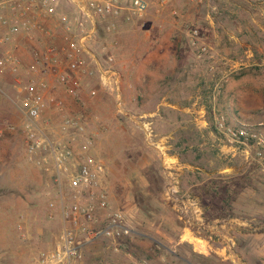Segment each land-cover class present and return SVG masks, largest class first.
I'll list each match as a JSON object with an SVG mask.
<instances>
[{"label":"rangeland","instance_id":"1","mask_svg":"<svg viewBox=\"0 0 264 264\" xmlns=\"http://www.w3.org/2000/svg\"><path fill=\"white\" fill-rule=\"evenodd\" d=\"M149 2L144 16L98 23L71 95L89 115L111 202L134 229L117 245H91L83 264H264V169L216 128L225 116L264 130V0ZM64 33L56 24L51 36L23 37L31 63L23 56L19 72L0 76V264H33L60 230L58 211L49 217L58 190L25 151L19 90L38 79L36 51L61 47ZM107 69L121 76L120 97L102 82ZM40 71L50 77L49 64ZM44 119L57 130L62 116ZM171 154L188 165L179 178Z\"/></svg>","mask_w":264,"mask_h":264},{"label":"built area","instance_id":"2","mask_svg":"<svg viewBox=\"0 0 264 264\" xmlns=\"http://www.w3.org/2000/svg\"><path fill=\"white\" fill-rule=\"evenodd\" d=\"M65 3L70 11L63 9ZM149 9V0H0V72L15 73L23 67L18 51L23 37L51 36L56 24L65 32L61 47L47 43L36 51L31 69L38 79L20 89L21 131L28 159L50 174L58 190V198L49 203V217L54 219V209L58 211L59 233L50 248L37 254L33 264H83L91 245L103 240L117 245L134 232L124 210L111 202L108 166L93 153L95 137L89 132L90 120L85 115L63 113L66 105L56 99L55 82L61 83L67 94L79 96L87 70L82 53L88 50L98 23L125 12L144 16ZM64 61L65 67L61 65ZM42 64H49L50 77L41 75ZM120 78L117 70L102 72L104 86L117 97L121 96ZM52 108L63 113L57 130L44 119ZM216 128L234 152L239 150L246 161L264 169V130L260 125L230 122L221 116ZM18 228L23 230V222Z\"/></svg>","mask_w":264,"mask_h":264},{"label":"crops","instance_id":"3","mask_svg":"<svg viewBox=\"0 0 264 264\" xmlns=\"http://www.w3.org/2000/svg\"><path fill=\"white\" fill-rule=\"evenodd\" d=\"M19 53L24 56L25 61L31 63L30 58H31V52H29L27 50L26 47H24V45H21L19 47ZM4 72H0V76L3 75ZM20 91V90H19ZM57 91V90H56ZM56 93H58L59 96L63 95L65 103H66V107L64 109L63 113H67V114H75V115H85L86 117L89 115H86V112H82L81 109H83L79 104H76L73 101V97L69 94H67V92L65 90L60 89L59 91H57ZM62 97V96H61ZM50 114L52 115L53 118H60L63 113L62 111H59L58 109H49ZM235 121H242V120H235ZM244 122V121H243ZM25 151H26V146H25ZM27 153V152H26ZM169 158H176L177 162H174L173 164L177 165V178H179V176L183 173V170L185 169L186 166H188L185 161H182V157L183 154H171L168 156ZM173 160V159H172ZM175 166V165H174ZM180 184V183H179Z\"/></svg>","mask_w":264,"mask_h":264}]
</instances>
